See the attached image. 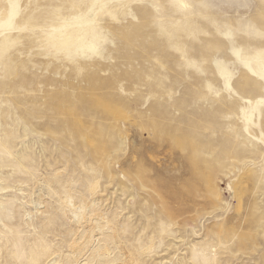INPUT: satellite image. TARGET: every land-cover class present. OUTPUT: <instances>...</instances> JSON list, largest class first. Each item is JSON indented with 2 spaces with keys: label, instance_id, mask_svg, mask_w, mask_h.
Here are the masks:
<instances>
[{
  "label": "rangeland",
  "instance_id": "374dc122",
  "mask_svg": "<svg viewBox=\"0 0 264 264\" xmlns=\"http://www.w3.org/2000/svg\"><path fill=\"white\" fill-rule=\"evenodd\" d=\"M0 264H264V0H0Z\"/></svg>",
  "mask_w": 264,
  "mask_h": 264
}]
</instances>
